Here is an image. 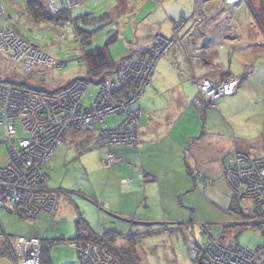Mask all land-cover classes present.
<instances>
[{
  "label": "rangeland",
  "instance_id": "374dc122",
  "mask_svg": "<svg viewBox=\"0 0 264 264\" xmlns=\"http://www.w3.org/2000/svg\"><path fill=\"white\" fill-rule=\"evenodd\" d=\"M43 1H45L47 8L52 13L53 11L48 6L46 0ZM112 1L113 0H65L69 7L68 9H70L74 15L85 11L92 12L95 15L101 14V12L108 11V9L105 8H111ZM133 1L138 2V0ZM157 1L165 2L167 0H146L143 5L146 7H150L151 5V7H153L152 9H154L157 6ZM186 1L187 0H169L167 3H170L172 4L171 6L177 8L178 3L185 6L187 4ZM3 2L5 14L10 16L9 21L7 20V25L16 33L18 38L29 45L30 49L25 50L22 48V50H24L26 54L27 52L30 53L33 49L35 50V53H33L32 56L36 57L34 60H28L29 55L14 56V54H17V51L12 46L0 47L1 80H23L28 85H39L44 89H50L62 86L74 78L86 75L85 65L81 62V47L72 26L69 23H66V26H64L47 22H36L30 17L26 10L25 0H3ZM55 5L57 10L64 7L56 0ZM226 7L229 9L232 6ZM246 7L247 6L244 3V8ZM247 12L248 21L252 20L254 22L253 17L250 19L248 9ZM152 14H156L157 16V28L160 29L161 27L162 29L161 32L159 30L158 33L166 37L171 36L172 23L163 22L164 24L162 26V21L165 19L161 16V13L159 14L154 10ZM199 19L200 21L203 19L201 23L205 22V17L203 15H200ZM215 20H213V23ZM211 21L212 20H208V22ZM237 22H244V26L247 25V19H243L242 10L238 11ZM67 24H69L71 28L67 26ZM192 24L193 22H191V25ZM203 26L204 25H201L198 30H201ZM182 28H184V25L179 28L178 31L181 32ZM110 29L112 32L109 31ZM213 29L214 28H212L211 31ZM117 30L118 28L115 27V24H109L107 27H104L100 31H96L93 34L91 44H101L106 38H108V36ZM226 31L228 32V30ZM226 31L224 30L225 33H227ZM224 32L221 31L223 34ZM209 33L211 34L210 31ZM155 35L156 34L152 36L149 46L155 43ZM227 35L228 36L225 40L223 37H220L217 41L214 39L213 43L208 47H204L203 50L200 49L201 52L199 51V56H193L192 52L194 51V44L186 43V39L188 38L186 33L185 35L180 36V38L177 33L172 36L175 39L171 42H161V51L156 56H128L127 53L134 51L133 49L129 50L130 48H133L134 44H126L122 36H117V40L110 44L109 50L115 53L111 58L114 60V63H117L116 65L119 66H121L122 62L126 59H145L147 62L146 66L147 68L149 67L148 70H150L147 77L151 76L156 63L161 58H168L171 61L169 67H178V72L185 74L188 77L190 76V81L192 78L194 84L190 81L189 82L196 86L193 103L198 102L197 104L200 109L203 107V100L207 101V106L211 108L213 107L212 103L215 102L217 98L210 99V96L207 95V90H198V84L201 83L202 78H197L195 75L192 76L193 73H191V70L193 71V69L195 72L198 71V73L200 72L201 74L208 73L212 80L222 82L223 79L219 76L222 71L226 70L229 73L224 79L230 77L235 79V77L240 78L239 76L242 74L243 70H249L252 67L254 72L248 74L242 81L245 82L244 91L247 92L245 95H248V98L249 96H256L259 97L260 100L264 99V60L262 61L263 65H261V59H259L255 64V67L253 66V61L257 59L259 55L263 54L264 56V47H261L260 50L259 46L254 48V46H241L240 44L243 50L246 49V54L240 55L243 50H237L239 40L234 38L236 35H239V31L232 30V32H229ZM254 38H256V36H254ZM199 41L200 40L198 39L197 44H199ZM255 42L260 41L257 40ZM188 46L192 48L191 53L188 52ZM230 46H233V48ZM179 47L182 50L185 48L186 51L177 53ZM244 47L246 48L244 49ZM139 54L142 55L143 51ZM248 62L250 63V67L244 65V63ZM162 66L167 67V63L162 64ZM230 73H233L236 76L234 77V75H231ZM239 84L240 82L238 81L237 88ZM94 87L96 86H92L84 96V105L89 103L90 94L94 95L96 90ZM198 92L200 94L202 92L200 95L201 100H198L196 97ZM255 107L256 109L258 108V110H256L253 116L247 117L244 123L240 124V126L243 127V130L240 128L238 131H244L247 127L246 132L248 135H255V133L259 132L256 137L262 133L260 137L263 138L264 102L259 101V103H255ZM243 114L236 117L238 120L235 122L241 121L239 119L244 117ZM105 118V123H108L109 125L122 119L121 116H117L116 114L108 115ZM255 121L260 123L261 126L255 123ZM252 122V127L246 125L247 123ZM83 128L90 131L88 127ZM69 140L70 139L67 136L63 138V141H61L62 143L55 147L53 156L44 166L47 174V179L44 183L46 186L57 190L60 208L53 213H40V215L33 220L0 209V234L4 233L9 239L6 241L5 239L0 238V250L2 246L4 247V249H2L3 252L0 253V264H21L19 259H17L15 263L10 249L8 248V242L12 245L16 237L20 235H36L44 240L57 239V241L51 245L49 250L50 264H78L76 251L66 243L67 239H70L78 233L74 225V219L76 218L75 208H77L82 217L87 220L89 226L95 229V231L100 232L102 230L101 227L103 226L104 228H112L117 232L124 234L118 238V241H116L117 245L127 242L126 238H137V240H139V245L137 244L136 251L141 259V264H197L194 259L196 255L202 251L199 248L208 240V234L206 232L208 231L209 234L213 235L216 234L217 231H220L225 223L240 221L237 219L238 216L234 212L227 209L229 203L227 204L226 209H224L226 204L224 205L220 203L224 201V197L222 195H217L214 191L217 188L224 187L220 181H216L217 188L215 187L214 189L206 187L204 184H198L197 182L198 189L188 194L187 198L182 195L178 199L183 206H180V213L178 215L181 218L180 220L184 221L182 225L184 226L185 224V230L184 228L180 230V225L171 221V219H173V214L176 212L172 211L165 202L170 188L166 186L167 190L164 188V190H161V194H159L160 192L158 189L155 191L152 190L150 193V189L154 182L148 181L144 183L148 194H144L141 187L139 188V193H136V198L133 199L134 205L131 207L132 211L136 213L135 217L144 219L143 221L145 223L150 222L152 225H158L159 223L163 225L165 224L166 231L164 232L162 230L155 234H149L144 230L145 227L132 226L133 229L127 233V229L129 226L131 227V222L134 219H132V216H122L119 214V212L122 211V206L121 204H114L112 202L114 201V196L110 195L109 186L106 185L104 188V184L99 180L100 173L94 171L89 174L90 178H85L84 169L86 167H84L85 162L83 161L86 159L85 153L79 154L75 150L74 144ZM116 146L119 150L118 153L122 155L123 152L138 151L136 146L125 144H116ZM99 150H102V153L105 154V149L99 147H94L90 152ZM238 152L243 153V151L233 150L230 157L232 154L241 155L240 157L247 162L249 158ZM4 153V147L0 146V156ZM244 153H247L255 159H262L263 162L260 163V165L264 168V154H253L245 151ZM132 156L135 158L136 155L132 153ZM144 158L148 161L146 157ZM229 158L226 159L222 166V180L225 186L228 184L225 180L226 173H224L223 167ZM238 160L240 161V159ZM0 163H2L1 160ZM237 163L238 162L234 165L235 168ZM137 164L138 163H135V165ZM154 164L156 165V161ZM257 181L258 183L261 182L260 180ZM262 181H264V178ZM110 183L114 186V182L110 181ZM94 189L97 190L100 197L105 201L104 208H100L99 205L93 202L92 192ZM203 189H205V194L212 193L210 197L217 202L218 206L216 204H210V200L207 202L204 201L206 197H204L205 195H203V192L201 191ZM228 189L230 191V198H236L237 196L231 192L229 186ZM218 191L221 190L219 189ZM160 195L162 198H160ZM144 196L146 197V200L144 199ZM245 196L246 198H241L239 200L240 209H243L244 211L251 210V206L254 204V195L250 196L247 194ZM187 200L193 203L194 210L189 206L185 207L183 202L186 203ZM130 205L131 204H126L124 206L125 210H127ZM108 206L111 208H108ZM69 208H71L72 211ZM163 211L165 212L164 215ZM252 219L253 218L246 217L245 220L247 222H244L246 225L236 239L237 244L249 249H254L260 243L261 239L258 228L251 225V223L255 221H252ZM257 220L259 219H256V221ZM135 221L138 222V220ZM202 228L205 232L201 231ZM134 232L140 233L136 234ZM234 233L235 230L225 231L224 239L226 241H232ZM263 234H261V236ZM202 254L206 255L204 250L202 251Z\"/></svg>",
  "mask_w": 264,
  "mask_h": 264
},
{
  "label": "built area",
  "instance_id": "2783aa9c",
  "mask_svg": "<svg viewBox=\"0 0 264 264\" xmlns=\"http://www.w3.org/2000/svg\"><path fill=\"white\" fill-rule=\"evenodd\" d=\"M56 1L60 2L61 6H67L65 0ZM209 1L195 0L196 18L192 29L196 30L204 25L206 30L205 23L212 20L211 15H205L203 12ZM221 1L225 6H232L239 0ZM46 2L53 12L57 10L55 0ZM200 15L205 17L204 23H201L203 19L200 21ZM9 17L5 14L3 0H0V47L12 46L17 51L14 56L29 55L28 60H34L36 56L32 55L35 50L25 54L22 48L28 50L29 45L9 28ZM183 23L184 21L175 22L169 37L156 34L155 43L141 56H156L161 51V42L174 40L172 36L178 33ZM216 26L220 31L228 30L227 33L224 32L225 35L235 31V26L225 15L219 18ZM146 65L147 62L143 58L126 59L98 85L88 79L76 78L54 92L0 82V146L5 149V153L0 156V209L28 219L36 218L40 212L53 213L57 209L56 189L44 185L47 179L44 164L54 148L63 140L68 128L88 127L89 130H96L95 124H98L97 131L105 146L127 144L138 147L139 118L142 111L134 107L133 103L150 84L147 77L150 70ZM238 81L236 77L223 79L222 82L203 78L198 84V90H207L210 99L229 96L235 93ZM127 84H130L131 89L126 97L119 95L120 88ZM92 86H96L94 95L90 94L89 103L84 105V96ZM201 94L198 92V100H201ZM197 103H194L195 106H198ZM212 104L214 106V103ZM203 105L208 107V102L203 100ZM112 114L121 115L123 118L111 127L106 126L104 119ZM238 153L246 155L249 159L245 162L241 155L232 154L223 167L225 180L237 198H246L247 194L254 195V208L264 216V168L260 165L263 161L244 152ZM121 160V155L114 152H107L103 159L110 165ZM236 162L238 163L235 168ZM138 176L143 179L141 173ZM257 180L261 182L258 183ZM201 231L205 232L203 228ZM79 233L82 234V231ZM206 233L208 240L203 245V250L209 264H264V234L260 244L254 249H249L242 246L229 247L220 241L218 233ZM40 241L36 235L17 236L10 252L21 264H40ZM69 246L76 250L78 264H116L103 248L91 241L83 243L70 240Z\"/></svg>",
  "mask_w": 264,
  "mask_h": 264
},
{
  "label": "crops",
  "instance_id": "0c3cea01",
  "mask_svg": "<svg viewBox=\"0 0 264 264\" xmlns=\"http://www.w3.org/2000/svg\"><path fill=\"white\" fill-rule=\"evenodd\" d=\"M145 1L146 0H138V2L133 0H113L111 8H105L108 9L105 13H108L110 18V22L106 24L105 27L109 24H115V27L118 28L117 31H114L117 36H122L126 44H134L133 48L129 49H133L134 51H130L127 55L133 56L139 54L142 50L149 47L151 38L154 34H160L158 31L160 30L161 32L162 29L161 27L160 29L157 28V16L156 14H152L154 10L159 14L161 13V16L164 17L165 20L162 21V26L164 24L163 22H170L173 28L175 22L184 21V28L181 29V32L178 31L179 38L185 35V33L188 35L187 37L189 40L194 38V34L192 35L194 28L192 29L193 24L191 25V22L196 18V13H194L195 0H187L185 6L178 3L177 8L167 3L169 0L165 2L157 1V6L154 9H152L153 7H151V5L150 7L144 6L143 3ZM253 1L255 4L261 1L264 2V0ZM244 3L246 4L245 0H239L228 9L220 0H210L207 2L203 12L205 15H211L212 21L206 24V30H204V27V29L200 31L203 33L201 43L203 36H206V34L216 39V41L217 39L219 40L221 37L220 35L223 33L219 34L215 26L219 18H223L225 15L227 19L231 20L232 24L235 26V30L239 31V35L234 37L236 40H239L237 50L242 51L243 48L241 46L243 45L249 47L254 46V48L259 46V49L264 47V32L257 24H254L255 21H248L247 9L250 19L253 17V14L247 4V7L244 8ZM240 10H242L243 19H247L246 26H244V22H237L238 11ZM213 20H215L214 23ZM183 25L181 27H183ZM64 26L66 25L64 24ZM67 26H69V24H67ZM212 28L214 29L211 31ZM227 36L228 35L223 34V39L225 40ZM254 36H256V38H254ZM257 40L260 42H255ZM211 43H213V41L208 42V44H206L207 47ZM193 44L194 51L192 52V48L188 46V52H192L193 56H199L198 53L203 50V47H197L200 41L199 44H197V42ZM230 47L233 48V46ZM245 48L246 47H244V49ZM185 51V48L182 50L179 47L177 53ZM245 51L246 49L243 50L240 55L246 54ZM109 53L110 56L115 55L111 50H109ZM259 59H261L260 62L261 65H263L262 61L264 60V56L261 54L253 61L254 67ZM170 62L168 58H161L156 63L149 77L150 84L139 96L137 102H135V105L142 110V114L139 118L141 143L138 151L123 152V160L111 165H105V163H103L104 154L102 150L95 152H90L89 150L84 152L86 156V159L83 160L85 162L84 167H86L84 169V176L88 179L90 178L89 174L92 172L96 171L100 173L99 180L104 184V188L106 185L109 186L110 195L114 196V201L112 202L114 204H121L122 206V211H120L119 214L122 216H132L129 214H133L132 219H137V217H135L136 213L132 211L131 207L134 205L133 199L136 198V193H139V188L141 187L144 194H148L144 186L145 182H154L150 189V193L152 190L155 191L158 189L160 192L159 194H161V190H164V188L167 190V187L170 188L165 202L172 211L176 212L173 214V219H171V221L180 225V230H182L185 224L184 226L182 225L184 221L180 220L181 218L178 215L180 213V206H182L178 199L182 195L187 198L188 194L198 189L197 182L198 184H204L206 187L214 189L215 187L217 188L216 181H220L225 188H219L221 191H218L219 189L217 188L214 191L217 195H222L224 197V201L220 203L226 204L224 206L225 208L223 207L226 209L231 198L228 185L225 186L222 180L223 163L230 157L233 150L260 155L264 154V137H260L262 133L258 137H256V135L259 134V132L255 133V135H248L246 132L247 127L244 131H238L240 128L243 130L240 124L244 123L247 117L253 116L256 110H258V108L256 109L255 107V103H259V101L264 102V99L260 100L259 97L256 96H249L248 98V95H245L247 92L244 91L245 82L241 80L235 94L216 99L214 108L206 109L202 107L200 109L193 103L196 86L190 83H193L192 78L190 81V76L188 77L178 72V67H169ZM164 63H167V67L162 66ZM244 65L250 67L249 62L244 63ZM225 71H222L219 76ZM246 71L247 70H243L241 75ZM248 71L250 73L254 72L252 67ZM191 73H193L192 76L195 75L197 78H211L208 73L201 74L200 72L198 73V71L195 72L194 69L193 71L191 70ZM230 74L234 75L233 73ZM241 75L239 77H241ZM241 114H243L244 117L239 119L241 121L235 122L238 120L236 117ZM253 122L247 123L246 125L252 127ZM255 123L261 126L257 121H255ZM117 146L115 145L112 149L118 153L119 150ZM132 153L136 155L135 158L132 156ZM52 156L53 153L45 164ZM144 157H146L148 161L145 160ZM155 161L156 165L154 164ZM135 163L138 164L135 165ZM188 169L192 171V175L195 177L189 174L187 171ZM139 173H143L147 178L145 177V179L141 181L138 176ZM110 181L114 182V186ZM201 191L203 195H205L204 197H206L204 200L205 202L210 200V204L217 205V202L210 197L212 193L205 194V189ZM85 196L87 197L86 194ZM92 197L94 198H92L93 202L99 205L100 208L105 207V201L100 197L97 190H93ZM160 198H162L161 195ZM144 199L146 200L145 196ZM126 204H131L127 210L124 208ZM183 204L185 207H194L193 203L189 200H187L186 203L183 202ZM58 208H60L59 204L56 211ZM108 208L111 207L108 206ZM69 209L72 211L71 208ZM246 212H250V210H246ZM164 213L163 211V215ZM137 220L142 221L144 219L138 218ZM101 228L104 227L102 226ZM13 259L16 263L17 259L14 257Z\"/></svg>",
  "mask_w": 264,
  "mask_h": 264
},
{
  "label": "trees",
  "instance_id": "16d2710c",
  "mask_svg": "<svg viewBox=\"0 0 264 264\" xmlns=\"http://www.w3.org/2000/svg\"><path fill=\"white\" fill-rule=\"evenodd\" d=\"M245 1L249 7L251 13L253 14V18H254L255 23L264 32V2L261 1L258 4H255L253 0H245ZM25 7H26V10L28 11L30 17L36 22H47V23H53L56 25H64L66 23H69L72 26L73 31H74L76 38L78 39L79 45L81 47V62L85 65V68H86V75L82 76V77H77V78L88 79V81L92 82L95 85H98L105 78L106 75L112 74L118 68L119 65H116L117 63L116 64L114 63V60L111 58L110 53H109L110 44L116 40V36H117L116 32H113L110 36H108V38H106L99 45L98 44L97 45L91 44V38H92L93 34L96 31H100L101 29H103L105 27V25L110 22V18H109L108 13L103 12L101 14L95 15L92 12L85 11V12H81L79 14L74 15V14H72L71 10L68 9L69 8L68 6L62 7L59 10H57L56 12L51 13L49 11V9L47 8L45 1H43V0H25ZM109 31L112 32L111 29ZM151 46L152 45H150L148 48H146L142 51L145 52V51L149 50L151 48ZM134 56H141V55L137 54ZM249 73L250 72L248 70L246 72H244L243 75H241V77H240V81L244 80V78ZM228 74L229 73L227 71L223 72L220 76L221 79H224ZM203 78H205V77H203ZM69 81H71V80H69ZM0 82L6 83L9 85H14L17 87H26V88H30V89H34V90H40V91H46V92H54L59 87H61V86H58L55 88L44 89V88L40 87L39 85L38 86L28 85L23 80L22 81H16V80L11 81V80H1L0 79ZM120 89H121L120 90L121 93H119V95L123 94L126 97L127 92L131 89L130 84L122 86ZM136 102H137V100H136ZM119 116H121V115H119ZM121 118H123V116H121ZM121 120H118L114 124L119 123ZM105 124H106V126H110V127L114 125V124L109 125L108 123H105ZM97 126H98V124H95L96 130H90V131H88L82 127H79V128L71 127V128L67 129V132H66L64 137L67 136L70 139L69 141L74 144V148L79 154L87 152V151L93 149L94 147H99V148L105 149V154L107 152H114L116 154H119L112 149L114 147V145H111V146L110 145L109 146L103 145L102 138L98 134V131H97V129H98ZM140 141H141V139H140ZM61 143L62 142H60L59 144H61ZM105 154H104V156H105ZM119 155H121L122 160H123V155L122 154H119ZM103 163H105V162L103 161ZM117 163H119V162H117ZM105 165H107V164L105 163ZM44 166H45V164H44ZM44 170H45V167H44ZM187 171L189 172L190 175H192V171L190 169H188ZM141 174H142L143 179H140V180L143 181L145 179V177L147 178V176H145L143 173H141ZM192 176L195 177L194 175H192ZM45 182H46V180H45ZM44 185H45V183H44ZM56 193L58 195L57 190H56ZM239 199L240 198H235V197L231 198L229 206L227 209L234 212L238 216L237 219L240 221L225 223L223 225L222 229L220 231H217V233L219 234L220 241L223 242L224 244L228 245L229 247H233V248L241 247V245L236 243V239H237V236L240 234V232L244 229V227L246 225L244 223V222H247L245 220L246 217L253 218L252 221L259 219L257 221H253V223H251V225L254 227L256 226L258 228V230L260 231V235L264 233V216L259 214L260 213L259 210L255 209L254 207L251 208L250 212H246L243 209H240ZM58 204H59V196H58ZM75 210L77 213H76V218L74 219V225H75L78 233H76L70 239L66 240V243L68 246H69L70 240H78V241H81L83 243L91 241L92 243H96L99 247L103 248L104 251L106 252V254L110 255L113 258V260L116 262V264H141V259L138 255L137 251H136L137 244L139 245V242H138L139 240H137V238H135V237H131V239L126 238L127 242H125L124 244H121V245H117L116 241H118V238L124 234H121L112 228L111 229L110 228H102V230L100 232L95 231V229H93L92 227L89 226V224L87 223V220H85L82 217L80 212L77 211V208ZM7 212H9V211H7ZM130 215L133 216V214H130ZM133 219L134 220H132L131 227H129V229L127 230V233H128V231H131L133 229L132 226L145 227L144 230L149 234H153V233L155 234L159 231H162V230L165 231L166 230L165 224L163 225V224L159 223L158 225H152V223H150V222L145 223L143 220L142 221L138 220V222H136L135 221L136 218H133ZM229 230H235L234 238L232 241L231 240L226 241L224 239V237H225L224 232L229 231ZM79 231H82V234H80ZM134 233L138 234L140 232H134ZM134 233H132V234H134ZM136 237H139V236H136ZM0 238L5 239L6 241L9 240L5 236V234H0ZM55 241H57V239H54V240L41 239V250H40V254H39L40 264H50L49 250H50L51 245ZM260 241H261V239H260ZM10 247H11V244L8 242V248L10 249ZM2 249H4L3 246L0 250V253L3 252ZM199 249L203 251V247H200ZM202 251H200V253L196 255V257L194 259L195 262L197 264H209L208 258L204 254H202Z\"/></svg>",
  "mask_w": 264,
  "mask_h": 264
},
{
  "label": "clouds",
  "instance_id": "9594fccd",
  "mask_svg": "<svg viewBox=\"0 0 264 264\" xmlns=\"http://www.w3.org/2000/svg\"><path fill=\"white\" fill-rule=\"evenodd\" d=\"M216 25H217V23H216ZM215 28H217V26H215ZM196 30H197L198 32L201 31V30H198V29H196ZM217 30L219 31L218 28L216 29V31H217ZM201 33H202V32H201ZM218 33L221 34V31H219ZM202 34H203V33H202ZM202 34H200V36H199L200 41H201V38H202ZM226 35H227V34H226ZM206 36L210 38V40H208V41H213V40H214L213 38H211V36H209V35H207V34H206ZM220 36L223 37V35H220ZM203 37H204V36H203ZM199 38H198V39H199ZM196 42H197V41H196ZM204 47H207V45L205 44ZM204 47H203V48H204ZM128 56H131V55H128ZM234 77H235V76H234ZM205 78H207V77H205ZM236 78H237V77H236ZM74 79H76V78H74ZM208 79H211V78H208ZM72 80H73V79H72ZM211 80H212V79H211ZM238 80H239V82H240V78H238ZM214 81H215V80H214ZM236 91H237V89H236ZM236 91H235V92H236ZM233 94H235V93H233ZM233 94H232V95H233ZM229 96H230V95H229ZM221 97H225V96H221ZM138 98H139V97H138ZM138 98H137V99H138ZM219 98H220V97H219ZM217 99H218V98H217ZM135 102H136V101H135ZM135 102L133 103V106H134V107H137V106L135 105ZM213 103H214V102H213ZM214 105H215V104H214ZM196 106H197V105H196ZM197 107H198V106H197ZM138 108H139V107H138ZM203 108H206V109H207V108H209V107H206V106L203 105ZM211 108H214V106L211 107ZM139 130H140V125H139ZM140 142H141V141H140ZM125 145H127V144H125ZM139 145H140V144H139ZM114 146H115V145H114ZM129 146H131V145H129ZM137 148H139V146H138ZM231 198H233V197H231ZM236 198H237V197H236ZM241 198H245V197H241ZM241 198H240V199H241ZM240 199H239V200H240ZM251 207L253 208L254 205L251 206ZM255 221H256V220H255ZM165 231H166V230H165ZM165 231H164V232H165ZM260 237H262V236L260 235ZM259 244H260V243H259ZM259 244H258V245H259ZM202 247H203V246H202Z\"/></svg>",
  "mask_w": 264,
  "mask_h": 264
},
{
  "label": "water",
  "instance_id": "95a60500",
  "mask_svg": "<svg viewBox=\"0 0 264 264\" xmlns=\"http://www.w3.org/2000/svg\"><path fill=\"white\" fill-rule=\"evenodd\" d=\"M194 34V38L192 39V40H189V38L187 39V41H186V43L188 42V43H196L195 41L199 38V36H200V34H202L201 32H198L197 30H193V32H192V35ZM207 40H210V38L209 37H207V36H204L203 37V40H202V44H201V46L202 47H204L205 46V42L207 41Z\"/></svg>",
  "mask_w": 264,
  "mask_h": 264
},
{
  "label": "flooded vegetation",
  "instance_id": "af4514ba",
  "mask_svg": "<svg viewBox=\"0 0 264 264\" xmlns=\"http://www.w3.org/2000/svg\"><path fill=\"white\" fill-rule=\"evenodd\" d=\"M208 42H210V41L207 40V41L205 42V44H208ZM201 44H202V43H201V41H200V44L197 45V47H198V46H201ZM69 82H70V81H69ZM40 240H41V239H40ZM40 242H41V241H40Z\"/></svg>",
  "mask_w": 264,
  "mask_h": 264
}]
</instances>
